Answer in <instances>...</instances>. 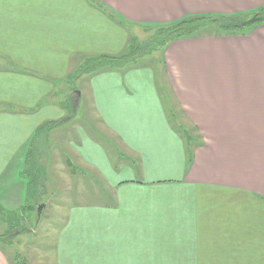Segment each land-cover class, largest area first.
<instances>
[{"label":"crops","instance_id":"crops-1","mask_svg":"<svg viewBox=\"0 0 264 264\" xmlns=\"http://www.w3.org/2000/svg\"><path fill=\"white\" fill-rule=\"evenodd\" d=\"M97 1L116 18L89 0H0V202L11 194L14 211L36 128L74 119L55 96L69 101L66 79L80 57L120 54L136 25L264 8V0ZM134 66L80 78L116 160L93 127L73 121L75 160L101 194L68 218L77 233L66 226L60 238L73 249L60 248L56 264H264V23L173 41L160 65ZM160 80L197 146L182 139L187 126L168 120ZM0 264H11L1 249Z\"/></svg>","mask_w":264,"mask_h":264},{"label":"rangeland","instance_id":"rangeland-1","mask_svg":"<svg viewBox=\"0 0 264 264\" xmlns=\"http://www.w3.org/2000/svg\"><path fill=\"white\" fill-rule=\"evenodd\" d=\"M251 27L249 25L238 28L235 32H245ZM133 32L139 39H142L140 41H143L147 35L144 30L137 27L134 28ZM165 48H159L150 55L139 57L129 64V66L132 64H135L134 67L140 65L146 67L145 65L149 66V64L160 65ZM87 75L89 74H85L82 77ZM80 78H78L79 80H75V77L71 78V82L68 85V102L66 100V93L59 92L55 96V99L59 106L69 108L70 113L71 109H75V115H72L74 119L72 117L70 118L73 119L72 123L77 120L82 122L86 130L89 129L88 132L91 130L90 126L94 128L95 137L99 139V142H102L110 159L114 162L116 160V154L112 137L109 136L107 130L104 129L102 131L100 129L101 123L99 121L95 122L96 120L93 118L95 116L90 111L91 108L89 109L87 107L89 101L86 98L87 90L84 88L86 86L85 80L82 82ZM165 85V81L160 80L158 83V91L160 98L162 94L168 120L170 122H177L178 119L182 125L187 126L186 129L189 134L196 140L197 138L195 136L196 134L198 135L197 130L189 122L185 113L182 112V109H179L175 101L176 99L168 94ZM81 92L83 95L80 104ZM87 119L92 122L88 123ZM70 122L66 121L62 123L60 127L51 133L49 144L46 145V139L43 138L35 140L36 142L32 146V151L34 150L32 152L34 155L32 161L29 165L26 162L28 165L26 167V173L30 172V175L42 174L36 168L37 161L42 162L46 168V174L43 180L44 188L41 192L42 195L36 201L39 203V206L46 204L47 209L43 213L41 211L40 216L37 217V211L26 209L30 203L34 202L27 197V190L24 197L22 196L20 199L19 204L22 206L20 210L14 211L13 208L15 206L13 205L16 204L15 201L6 199L11 198V194H5L2 200L3 203L0 202V249L5 253L11 264L58 263L57 252L60 248L73 249L65 241L61 240V233H64L65 228L68 226L73 228L70 233H77L74 230L76 226L69 224L68 218L76 216L79 206H81L83 211H89V206L92 203H99L100 201L98 197H100L101 193H98L94 188L95 177L85 173L75 160L72 143L77 144V138L76 134L69 130L75 129L71 127L72 123ZM77 128L80 129L79 127ZM195 146H197V143H194L192 147ZM67 163L68 165H66ZM18 164L21 167V160H19ZM70 170H72L71 175H69ZM20 180L27 182L23 169L21 170ZM75 244L76 242H72V245ZM82 248V246L79 247V249Z\"/></svg>","mask_w":264,"mask_h":264},{"label":"trees","instance_id":"trees-1","mask_svg":"<svg viewBox=\"0 0 264 264\" xmlns=\"http://www.w3.org/2000/svg\"><path fill=\"white\" fill-rule=\"evenodd\" d=\"M89 1L91 4H93V6L100 9L108 17L114 19L116 18V15L99 1ZM262 23H264V8L252 13H240L232 15L186 14L180 19L169 23L136 25L137 28L144 30L147 34L143 41H140L142 39H139L132 31L126 47L120 54L80 57L79 63L69 73L66 80L68 83H70L71 78L73 77H75V80H77L85 74H92L104 70L122 69L134 62L137 58L150 55L159 48L161 49L167 47L168 44L173 41L188 38H199L203 36L223 37L230 34L232 35V33L237 31L238 28L249 25L254 26ZM58 125L59 122L48 121L36 128L34 139L30 144L28 158L26 159L28 165L34 156L32 154V152H34V150L32 151V146L33 143L36 142L35 140L39 138L46 139V136L49 134V132L58 127ZM180 135L188 147L193 146L194 139L189 134L187 129L180 128ZM188 156L191 160L192 153L190 152ZM28 165L26 164V167ZM36 168L42 173L41 175H30V172L26 173V170L24 171L25 177L27 178V197L34 201L33 203H30L26 209H31L32 211H37V207L39 206V203H37L36 200L39 198V196L41 198V192L44 188L43 180L46 170L43 163L40 161H37Z\"/></svg>","mask_w":264,"mask_h":264},{"label":"water","instance_id":"water-1","mask_svg":"<svg viewBox=\"0 0 264 264\" xmlns=\"http://www.w3.org/2000/svg\"><path fill=\"white\" fill-rule=\"evenodd\" d=\"M42 208H43V206H38V208H37V216H40Z\"/></svg>","mask_w":264,"mask_h":264}]
</instances>
